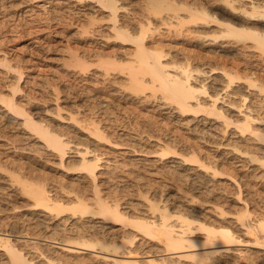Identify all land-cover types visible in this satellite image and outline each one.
I'll return each instance as SVG.
<instances>
[{"label": "bare ground", "instance_id": "bare-ground-1", "mask_svg": "<svg viewBox=\"0 0 264 264\" xmlns=\"http://www.w3.org/2000/svg\"><path fill=\"white\" fill-rule=\"evenodd\" d=\"M132 1L69 0L73 7L84 10V13H80L83 15L71 18L77 26L75 29L79 35L91 31L98 32V36L102 35L106 38L103 39L106 45L111 43L110 39H113L112 42H117L115 45L118 47H123L125 42L131 46L124 51L123 56L110 52L111 48H108V51L95 48L93 62L86 60L80 53H71L67 65L72 67L74 73L84 74L90 70L91 65H95L100 71L99 75L103 76L99 84L112 87L113 90L110 92L114 94L119 93L120 90L117 89H123L124 92L128 90L136 95L143 94L145 99L148 96L159 95L165 103L175 105L181 114L204 113L203 126L198 127L201 136L206 138L207 135H212L218 139L228 134L244 140L247 143L244 149L233 145L234 149L231 151L239 153L238 162H242L241 165L243 161L240 157L244 156H247L249 162L258 163L257 167L260 168L258 176L262 180L264 192V80L253 77V73L250 75L251 73L244 72L245 74L242 75L238 71L239 68L232 67V69L226 62H222L223 65L216 64L215 67H209V71L197 67L194 69L187 61V63L178 62L179 59L177 60L174 55L169 57L168 54L171 53L165 52L162 40L154 36L160 28L158 20L162 21V24L175 26L179 34L182 33L181 30L186 24L191 23L196 26L186 29L194 33L197 38L211 37L209 38L213 44L211 50L216 54H222V52L223 55L230 54L228 44L223 43L224 41L234 42L232 38L235 42L251 46L258 51L259 57H264V0H195L194 6L190 5L188 0H134L138 4L137 8L133 6V3L130 4ZM154 19L157 21L155 22ZM206 26H212V28ZM222 39L224 41H220ZM247 41H250V44ZM0 64L6 68V72L11 70L16 72L13 74L15 80L10 81L9 91L0 92V113L12 119L16 118L9 123L15 126V130L16 128L20 130L17 132L19 136L23 135L12 140L13 149L18 147L19 140L33 136L37 144L34 145L36 153L40 155L49 153L56 157L61 166L84 171V177L89 182L87 186L75 184L76 187L68 186L69 184L56 179L53 182L49 174L48 176L41 171L36 173V167L31 163L25 167L23 165L26 161L22 165L12 159V155L5 161L6 158L2 159L4 154H0V170L3 169L0 173V264H180L179 262L183 259L195 264H234L233 259L225 260V258L233 257L239 259L241 250L233 247L234 245L246 242L244 244L258 245L257 247L264 249V194L261 195L258 205L254 204L258 209L256 213V210L251 208L253 201L250 203V199L252 198L249 195L244 198V194L242 195L244 184L237 179L238 175L234 173L237 175L235 177L233 173L231 174L228 166L226 168L229 170L221 171V163L217 159L221 155L219 151L221 147L218 146H221L222 142L219 143L216 140L217 148L215 149H218V153L216 151L217 154L214 155L212 162L206 163L207 161L199 159L195 154L182 156L184 161L198 163L200 168L212 169L214 176L226 174L237 182L236 197L239 201H243L240 210H236L237 212L234 210L237 226L232 227L234 225L231 226L222 221L218 223L215 221V223L205 219L200 220L194 210L198 206L196 204L198 201L193 198L187 199L184 203L188 208L187 211L172 209L168 204L161 203V199H150L149 209L144 214L127 215L122 204L117 199L105 196L97 183V168L104 152L97 147H92L89 142L75 143L66 127L56 123L57 116L64 118L59 103L55 104L53 110L43 107L42 104L33 109L30 106V103H34L33 98L30 94L29 96L26 94L29 91L25 95L22 93L23 95L19 98L17 93L24 88L20 84L24 71L17 66L13 67L6 56H3ZM207 72L216 73L211 77L210 85L204 82L205 77L203 79L200 77V80L197 78ZM88 80L89 78L85 87L90 88V84L94 81L90 79V83ZM115 84L119 88H115ZM91 89L94 91L95 86ZM53 93L55 100H58V89L53 88ZM23 96L29 104L28 107L21 101ZM86 96L91 99L96 98L92 97L93 95ZM87 97L84 96V99L86 100ZM111 99L108 94L95 99L97 110L92 112L94 116L91 115L92 117L90 116L82 127L87 131V136L94 139L93 142L100 143L106 140L119 146L122 142L110 140L111 135L108 134V126L105 125L106 120L116 121V115L112 114H115L113 109V112H110ZM101 111H103L102 114L95 116ZM54 114H57L56 117ZM18 116L23 119H18ZM69 118L75 122H81L73 114ZM8 127L10 125L6 128ZM156 131L157 129H154V132ZM133 140L130 139L127 141L129 143H124L134 148L138 142L133 143ZM169 141L168 139L166 144H169ZM172 144H174L173 147L176 146L175 143ZM224 146L229 144L225 142ZM167 148L166 146L161 149V156L169 154L170 151ZM134 150L132 149L133 152ZM184 150L181 151L184 152ZM70 154L76 157L77 161L67 160ZM182 162H179V165ZM108 165L110 164L105 165L104 172L109 170ZM197 177L199 176L196 173L188 174L186 181L188 178L197 181ZM48 180H52V183ZM243 182L245 185L251 184L247 181ZM216 207L220 209L218 211L214 208L218 215H227V208L222 209L219 204ZM18 209L24 210V213L17 212ZM228 213L230 214V211ZM23 215L25 216L22 217L23 229L20 231L17 230L18 220L13 219L21 218ZM97 218H101L105 224L121 222L122 229L113 233L104 232L98 229L102 226H98L101 222L96 224L99 220L101 221ZM225 219L227 222L228 218ZM5 226L9 228L6 229ZM127 226L134 228V231H130V228L129 232L125 228ZM198 230L201 231L200 234L197 233ZM239 230L244 231L243 234L249 237L240 238ZM15 232H22L21 235L25 233L33 237L36 235V238L40 236L48 242L51 240L59 245V252H46L41 241L31 240L33 237L19 239L16 237L17 234L14 235ZM82 249L88 252L78 255V250ZM246 258L249 259V256ZM254 262H256L255 258Z\"/></svg>", "mask_w": 264, "mask_h": 264}, {"label": "rangeland", "instance_id": "rangeland-1", "mask_svg": "<svg viewBox=\"0 0 264 264\" xmlns=\"http://www.w3.org/2000/svg\"><path fill=\"white\" fill-rule=\"evenodd\" d=\"M188 1L190 5L194 6L195 0ZM132 3L135 8L138 7V4H136L134 0L130 2V4ZM83 11L84 10L79 7H73L72 3H69V0H0V61L3 59V56H6L13 67L17 66V68H21L24 71V74L20 79L21 87H24L22 88L23 92H18L17 96L20 98L21 95H25V93L29 91L30 93L27 92L26 94L28 96L30 94V97L33 98L34 103H30L31 108L33 107V109L43 105V107L45 106L46 108L53 110L56 106L55 104H60V111L64 118L58 116L57 118V114H54L56 117V123L66 127L71 139L75 143L89 142L92 147H97L101 152H104L102 159L99 162L100 165L97 168V183L100 185L99 187L105 196H108L110 199H117L122 204L127 215L144 214L149 209L148 204L150 199H161V203L164 202L168 204L172 209L187 211L186 209L188 208L184 203L187 199L193 198L198 201L196 202L198 206L194 210L200 220L205 219V221H217V223L222 221L225 224L231 226L234 225L232 227L237 226L238 224L235 222L236 216H234V210H240L239 208L243 204V201H239L236 197L235 191L237 190V182L226 174L214 176L212 169L200 168L198 167V163L184 161L182 156L195 154L199 159H203L205 162L207 161L206 163L212 162V160H214V155L218 153V149H215L217 148V143H215L216 140L219 143L222 142V144H225V142L226 144H229V146L226 147L224 144L218 146L221 147V149H219L221 155L220 158L217 159L219 163H221V171L229 170L226 168L228 166L230 167L231 174L233 173L234 175V173H236L238 175L239 178L236 174L234 176L244 184L242 185V195L244 194V198L248 195L252 198L250 199V203L253 201L251 208L256 210L257 213L258 209L256 206L261 200V195L264 194L262 180L260 176H258L260 174V168L257 167L258 163L249 162L247 156H244L240 157V160L243 161V164L241 165L242 162H238L239 153L237 151H231V149H234L233 145H237L241 149H244L247 145L244 140H240L241 138L239 137L229 136L228 134L226 136L222 135L221 138L219 137L218 139L212 135H207L206 138H204V136H201V132L198 131V127L202 128L201 126H203L202 120L204 119V113L191 112L181 114L175 105L165 103L159 95L148 96V98L145 99L143 94L136 95L128 90L124 92L123 89H117L120 90L119 93L121 94H114L113 92H110L113 90L112 87L99 84V80L102 79L103 76L99 75L100 71L97 70L95 65H91V67H89L90 72L87 71L85 72L86 74L81 72L74 73L75 71L72 67L67 65L71 53H80L86 60L93 62L95 60L93 51L96 49L108 51V48H111L109 49L110 52L118 53L116 54L117 56H123L125 54L124 51H127L131 46L125 42L123 43V47H118L115 45L117 42H112L113 39H110L111 43L109 42L106 45L105 40H103L105 37H102V35L98 36V32L91 31L92 33L89 32L84 35H79V33L76 32L77 29H75L77 26L73 23V19L71 20V18L83 15L80 14ZM99 21L102 22V20ZM154 21L156 22L157 19H154ZM158 25L160 28L157 29L158 31L154 33V36L159 38L160 41L162 40L161 42L165 48V52L171 53L168 54L169 57L170 55H174L177 60L179 59L178 62H188L192 68L195 69L197 67L206 71H209L208 69L211 67H215L216 64L223 65V63L226 62L228 67H233L234 69L239 68L240 70L238 69V71L242 75L245 73H251L250 75H252L253 73V77L255 76V78L258 77V79L262 78L264 80V57H259L258 51L251 46H246L242 42H235L232 38L231 40L234 42L230 43H227L222 39L220 41H224L223 44H228L230 47H228L230 54H226L230 57H227L225 54L223 55V52L222 54H216L211 50V47L213 46L212 41H210L211 39L209 40L211 37L208 36L206 37L207 39L197 38L194 33L191 32V34L190 31L186 29L196 26L195 24H186V26L182 28L181 34L176 31L175 26H168L164 23L162 24V21L159 20ZM206 27L212 28V26ZM247 43L250 44V41H247ZM112 48L116 49V51ZM167 49L170 50L168 51ZM216 61H219L220 63H217ZM5 70L6 68L0 64V92L7 93L11 88L9 86L10 81L15 80V75L13 74L16 72L14 70L6 72ZM94 71L95 73H93ZM92 73L93 75H91ZM194 73L196 74V72ZM215 74L207 72L203 75L201 74L202 76L197 75V78L200 80V77L201 79L205 77L206 79L204 82L210 85V79L212 76H215ZM87 78H89V80L93 79L94 82L92 84L90 80V85L91 87L95 86L94 91L91 87H85ZM53 88L58 89V100H55ZM115 88H119V86L115 84ZM127 93H130L131 95H128ZM97 94L99 95L97 96ZM107 94L113 99H111L110 103L112 108L109 107V109L111 108L110 112L113 109L115 114L112 113L113 111L111 113L114 116L116 115V121L112 122L106 120L105 122V125L108 126V134L111 135V137H109V135L108 137L110 140L113 139L116 142H122L120 143L121 146H116L113 143L106 142V140H104L105 142L102 141L100 143H95L93 142V138L87 136V131L82 127L91 115L94 116L92 112L97 110L95 99L102 98ZM86 95H93L92 97L95 96L96 98L91 99ZM112 95L113 97L115 96V98H113ZM84 96L87 97L88 100H85ZM35 99L36 101H34ZM21 101H23L22 103L24 105L26 104L25 106L29 105L25 101L24 96L21 98ZM116 105L119 107L117 108ZM102 112L103 111L99 112V114L97 113L95 116L98 117ZM3 114L0 113V127L2 126L0 128V154H4L2 155V159L6 158L5 161L9 160L12 155L11 158L15 159L20 164L23 162L25 163L26 161L25 165H23L24 163L22 164L23 166L26 167V165L31 163L36 167L35 172H45L46 175L49 174L51 178H53V182L54 179H56L57 181L67 183V185L69 184L68 186L74 185L73 187H76L79 183L87 186L89 182L88 179L84 177V171L77 169L71 170L65 166H61L56 157H53L49 153H43L41 154L42 156L39 153H36L34 151V145L37 144L36 139L33 138V136L30 138L26 137L27 139L23 138L21 139L22 141L19 140L18 147L13 149L12 140L19 136L17 132L20 130L18 128L15 130V126L10 124L16 118L12 119L10 116H3ZM71 114L81 122H75L69 118ZM18 119L21 120L23 118L18 116ZM5 125L6 127L10 125V127L6 128ZM154 129L159 131L154 132ZM113 135L114 137L112 138ZM130 139H134L132 141L133 143L134 141L138 142L134 148L131 145L126 144L129 143L127 141ZM168 139L170 140L169 142L171 143V146L170 143L166 144V142L168 143ZM172 143H175L177 147H173L174 144ZM166 146L170 152L165 156H161V149ZM132 149H135L134 152ZM182 149H185L184 152L181 151ZM71 154L67 157V160H70L71 162L77 161V158L72 157ZM182 160L184 162H182ZM179 162H182V164L179 165ZM106 164H110L108 165L110 168L108 171L104 172L103 169ZM210 165H212V163H210ZM1 170L3 171V169ZM1 170L0 173L2 172ZM191 173L198 174L199 177H197V181H192L190 180L191 178H188V181H186L187 175ZM48 181L52 183L50 180ZM243 181L250 182L251 184L245 185ZM1 192L4 191L1 190ZM249 197L246 198L249 199ZM218 204L219 207L223 204L224 206H221L222 209L227 208L226 210L228 212L230 211V214L225 210L227 215H218L217 210H220L216 207ZM254 204L257 205L254 206ZM214 208H217V210ZM17 212L24 213V210L18 209ZM22 217L25 216L23 215L21 218L13 219L18 220L19 228L17 227V230L20 231L23 229ZM225 218L231 220L229 221L227 219L226 222ZM100 222L101 224L98 225ZM96 224L102 226L98 229L107 233H113L122 229L121 222L105 224L101 219V221L99 220ZM3 227L2 229H4ZM5 228L8 229L9 227L7 228V226H5ZM125 228L128 229V231L130 228V231H134V228L132 229L130 226ZM43 229L46 231L45 228ZM199 231L200 230L197 231L198 234L201 233V231ZM239 231L241 233L240 238L243 237L244 239H247L249 237L243 234L244 231ZM21 234L22 232L14 233L17 238L22 240L33 237L32 235L28 236L25 233H23V235ZM37 238L35 235L31 240L41 241V245L42 247L44 245L43 248L46 252H59V245L57 243L51 242V240L48 242L40 236ZM241 243L242 242L233 246L241 250L239 251L240 255L238 254L239 257L237 255L240 260L237 258L235 259V257L225 258V260L228 259L229 261L230 259H233V263H236L237 260L238 262L236 264H241L242 262H244L243 264H249V262H251L250 264H262L263 261L264 264L263 248L260 246L257 247L258 245L251 246L249 244H244L246 242ZM78 252V255H83L88 251L82 249L78 250ZM248 256L249 259H252H247L246 257ZM254 258L256 262H254ZM261 258H263V260ZM260 259L262 261H260ZM190 262V260L183 259L179 263L195 264Z\"/></svg>", "mask_w": 264, "mask_h": 264}]
</instances>
